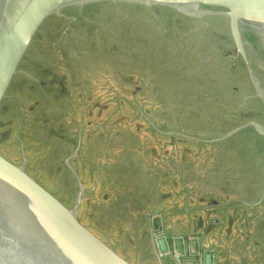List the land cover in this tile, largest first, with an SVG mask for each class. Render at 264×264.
Returning a JSON list of instances; mask_svg holds the SVG:
<instances>
[{"label":"rangeland","instance_id":"obj_1","mask_svg":"<svg viewBox=\"0 0 264 264\" xmlns=\"http://www.w3.org/2000/svg\"><path fill=\"white\" fill-rule=\"evenodd\" d=\"M62 13L67 17L51 15L43 23L24 56L21 70L0 110V152L16 163H23L39 182L71 204L78 191L77 180L71 168L63 164L65 156L52 162L50 148L43 147L42 142L52 144L68 138L75 143L81 131L96 135L93 139L99 131L118 124L112 116L117 104L108 101L106 105L103 98L108 100V96H114L107 91L114 89L111 84L123 80L125 74H134L142 82L146 79L153 82L135 93L134 104L138 109L170 110L175 115L178 111L196 109L204 116L201 120L187 119L185 122V125L201 126L208 134L186 135L196 139L201 137V146L191 154V165L199 166L196 173L205 181H212L207 178L208 174L217 173L234 186L232 197L223 198L218 193L216 202L224 204L219 209L235 210L236 230L250 225V222L243 221L247 215L239 213L248 204L256 213L251 220L259 222L264 210L263 201H259L264 191V90H256L241 58L236 56L234 46L220 37L226 33L224 19L210 15L197 20L181 14V20L177 22L179 13L168 7L106 1L70 6ZM135 18L138 21L131 26L129 22ZM109 37L117 43H109ZM129 39L130 46L138 47L140 51L130 55ZM113 46L122 50L113 49ZM172 47L179 49L174 68L181 74L170 75V71L164 72L155 64L157 49L171 51ZM83 49H90L87 57L92 65L103 64L105 68L88 64V67H81L83 72L77 73L76 59ZM158 63L163 65L165 61L159 59ZM135 65L140 69L134 70ZM25 68L27 73L23 74ZM83 73L95 82L92 88L98 104L85 110L88 111L85 120H77L76 101L83 88L80 79L85 78ZM23 75L26 80L35 78V75L36 78L39 75V79H49V86L38 87L37 92L32 82L23 81ZM125 91L129 93V90ZM250 121L255 122L256 127L248 124ZM245 123L244 128L228 135ZM86 161L83 157L76 164L81 181ZM68 163L75 169L70 160ZM246 183L250 195L237 191ZM89 207L79 209V219L95 233L109 239V228L101 222L98 208ZM151 218L158 220V232L165 229L169 237L182 235L200 242L201 238L195 234L168 231L160 210L152 213ZM252 227L254 231L255 225ZM242 236L245 237L244 232ZM235 239L234 242L239 240L238 237ZM253 246L258 252L252 255V264H264V241L256 238ZM155 248L159 255H163L158 247ZM180 256L181 264H197L194 252L180 253ZM169 257L163 255L161 259ZM217 257L216 263L220 264Z\"/></svg>","mask_w":264,"mask_h":264},{"label":"crops","instance_id":"obj_2","mask_svg":"<svg viewBox=\"0 0 264 264\" xmlns=\"http://www.w3.org/2000/svg\"><path fill=\"white\" fill-rule=\"evenodd\" d=\"M202 17L194 18L200 20ZM180 20L181 14L179 13L176 21ZM137 21L138 18H135L131 19L129 23L133 26ZM178 27H180L179 24ZM178 36H181V33ZM220 37L226 38L227 42H231L233 45L227 25L226 33L220 34ZM107 39L109 43L111 41L117 43L113 37ZM128 41L130 55L134 51H140L138 47L130 46L131 39ZM107 47L110 48V46ZM116 47L122 50L118 46ZM116 47L113 46L112 48ZM172 49L168 51L164 48H158L157 53H155L157 56L155 64L157 67L162 68L164 72L166 70L170 71V75L181 74L180 71H175L174 68L177 61L176 54L179 49L174 47ZM89 50L83 49L77 56L76 60L79 65L78 70H76L77 73L82 71L81 67H88V64L92 65L87 57V51ZM123 56L125 57V55ZM24 59L18 72L21 70ZM159 59L160 61L164 60L165 63L163 65L157 64ZM92 66L105 68L103 64ZM25 69L23 74L27 73V68ZM133 69L137 71L140 68L135 65ZM25 76L23 75V79H25ZM84 77L80 78L83 88L76 101L78 112L75 119L77 120H85V116L88 117V111L85 110L89 106L95 108V104H98L92 88L95 82L87 74H84ZM39 78V75L37 78L35 75V78L23 81L32 82L33 89L38 92V87L49 86V79ZM123 78V80L111 84V86L114 85L113 90L110 88L107 90L114 96H108V100L103 98L105 100L103 103L110 101L109 103L117 104L114 107L113 115L112 110H109V113L115 117V121L119 125L108 126L109 128L104 129L102 132L99 131L97 137L93 139L91 138L96 135L91 134L90 131L84 133L81 131L80 134H77L75 143L73 139L68 138L52 144L42 142L43 147L50 148V160L52 162L59 161L63 155L65 156L62 159L63 164L71 168V173L77 183L79 179L77 173L79 175L81 173L76 164L83 157L87 159V166L82 171V181L79 179L84 188L80 209L85 210L89 206L91 208L96 206L100 212L101 222L103 221L106 228H109L110 233L109 239H105L100 233L96 234L134 264H176L171 256L161 261L156 256L152 232L159 228V222L156 218H151V214L160 210L165 218L168 231L173 234L188 232L201 238L200 242L192 239L188 242L183 240L179 250L182 254L194 252L197 264H204V253L202 251L207 252L210 248L215 252L212 264H217L216 255L220 264H252L250 259L252 255L258 252V248L253 246L256 245V238L259 241H264V210L259 222L255 221L256 223H254L251 217L256 216L255 208H251L249 204L241 208L239 213L247 215L243 217V221L250 222V225H245L244 229L236 230L234 227L235 217L233 216L235 210L218 208H222L224 204L216 202L218 201L217 194L219 193L223 198L232 197L233 193L231 192L234 186L217 173L208 174L207 178L212 181H205L199 173H196L199 166L191 165L193 159L191 154L202 144L201 137L200 140L193 137L208 134L206 130L201 129V126L185 125V122L187 119L201 120L204 116L196 109H190L187 112L178 111L176 112L177 115L170 110L148 111L144 109L142 111L134 104L135 93L142 86L153 85V82L150 79L142 82L134 74H125ZM10 88L1 103L0 110L4 107ZM125 90H129V93ZM147 101L149 100L147 99ZM124 118L128 120H124ZM177 119H179V122ZM186 135L193 137H187ZM5 156L12 160L11 157ZM69 160L73 163L75 169L69 165ZM247 184L238 188L237 191L250 195L251 192ZM48 189L52 191L50 188ZM52 192L61 199L54 191ZM78 192L79 184L78 191L74 194V200ZM263 192L259 201L264 203ZM61 200L63 201V199ZM63 202L67 205L73 204V202L71 204ZM256 211L260 215L259 210ZM252 225H255L254 231ZM89 228L93 230L91 227ZM242 232H244L245 237L242 236ZM249 234L254 236L250 237ZM236 237L239 240L234 242Z\"/></svg>","mask_w":264,"mask_h":264},{"label":"water","instance_id":"obj_3","mask_svg":"<svg viewBox=\"0 0 264 264\" xmlns=\"http://www.w3.org/2000/svg\"><path fill=\"white\" fill-rule=\"evenodd\" d=\"M104 1L224 18L236 56L256 90H264V0H0V106L43 23L51 15L65 16L67 7ZM78 184L73 204L67 205L23 163L0 152V264H134L79 219L84 188L79 179ZM158 243L164 252L166 241ZM181 243L175 242L178 251ZM156 256L162 260L157 250ZM204 264H212L211 253H204Z\"/></svg>","mask_w":264,"mask_h":264},{"label":"built area","instance_id":"obj_4","mask_svg":"<svg viewBox=\"0 0 264 264\" xmlns=\"http://www.w3.org/2000/svg\"><path fill=\"white\" fill-rule=\"evenodd\" d=\"M152 238H153L154 245L155 247H158L160 254L162 253L163 255H170L177 262V264H181V256H180V252L176 248V244H175L176 240L180 238L182 242L183 240H185V242H188V240L192 239V238H188L182 235H173L169 237V233L165 229H163L160 232H158V230H156V232L153 231ZM162 238L166 241V250L164 252L160 250L159 243H158L159 240ZM207 252L211 253L212 260H214L213 250L212 251L209 250ZM202 253H206V251H202Z\"/></svg>","mask_w":264,"mask_h":264}]
</instances>
